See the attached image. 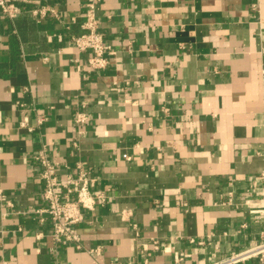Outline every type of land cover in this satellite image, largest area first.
I'll list each match as a JSON object with an SVG mask.
<instances>
[{
    "label": "crops",
    "instance_id": "1",
    "mask_svg": "<svg viewBox=\"0 0 264 264\" xmlns=\"http://www.w3.org/2000/svg\"><path fill=\"white\" fill-rule=\"evenodd\" d=\"M86 1L0 14V264H209L261 240L264 0H98L100 70L72 42ZM42 149L96 180L80 248L35 212Z\"/></svg>",
    "mask_w": 264,
    "mask_h": 264
},
{
    "label": "built area",
    "instance_id": "2",
    "mask_svg": "<svg viewBox=\"0 0 264 264\" xmlns=\"http://www.w3.org/2000/svg\"><path fill=\"white\" fill-rule=\"evenodd\" d=\"M28 1L0 0V14L16 18L23 12L20 3ZM97 1H86V18L83 23L84 32L72 37L73 44L80 51H91L88 63L92 70H100L108 65L106 52L110 48L99 31V18L96 14ZM30 12L34 17L46 16L49 12L58 16L55 8L51 6L35 8ZM87 121L88 116L85 112L80 111L77 113L76 124L83 125ZM36 159L42 166L41 177L44 181L42 197L46 204L36 209L35 212L47 214L51 218L53 226L52 236L56 241L65 244L76 242V246L80 248V236L75 231V226L84 220L83 209H92L94 207L95 196L92 193V187L95 185L96 180L83 162L77 165L76 175L70 174L62 180L57 174V163L50 160L45 149L39 151ZM261 178L264 183V173L261 174ZM4 197L5 195L0 188V200H4ZM89 251L99 253L98 248L90 249ZM250 259H257L261 264H264V231L262 232L261 240L258 242L209 264H239Z\"/></svg>",
    "mask_w": 264,
    "mask_h": 264
}]
</instances>
